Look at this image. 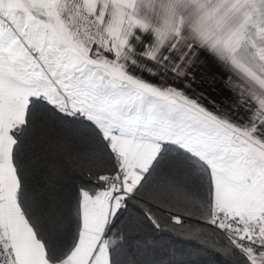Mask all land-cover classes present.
Returning <instances> with one entry per match:
<instances>
[{"label": "snow or ice", "instance_id": "snow-or-ice-1", "mask_svg": "<svg viewBox=\"0 0 264 264\" xmlns=\"http://www.w3.org/2000/svg\"><path fill=\"white\" fill-rule=\"evenodd\" d=\"M200 249L264 264V0H0V264Z\"/></svg>", "mask_w": 264, "mask_h": 264}, {"label": "trees", "instance_id": "trees-1", "mask_svg": "<svg viewBox=\"0 0 264 264\" xmlns=\"http://www.w3.org/2000/svg\"><path fill=\"white\" fill-rule=\"evenodd\" d=\"M161 240L168 244H173L174 246L178 248L191 250V246L186 244L185 242L168 240L166 237H161ZM202 242L206 243L208 247H211L212 237L206 236ZM193 258L196 260L197 264H214L213 254L207 249H200L198 252V255H196Z\"/></svg>", "mask_w": 264, "mask_h": 264}]
</instances>
